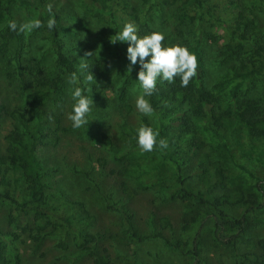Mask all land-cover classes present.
Listing matches in <instances>:
<instances>
[{
	"label": "rangeland",
	"instance_id": "obj_1",
	"mask_svg": "<svg viewBox=\"0 0 264 264\" xmlns=\"http://www.w3.org/2000/svg\"><path fill=\"white\" fill-rule=\"evenodd\" d=\"M29 1L33 5H51L52 12L62 3L64 13L54 16L57 26L55 31L47 29L46 22L49 17L47 19L45 17L39 19L41 27L20 32L21 45L16 58L12 51L0 55V104L4 103L6 106L3 110L4 117L0 118V148L4 143L3 134L12 128L7 113L13 107L22 104L26 97L30 99L32 95H36V89L33 88L34 71L32 73H29V70L26 73L25 69L19 71L17 60H21V65L29 67L37 65L38 68L47 70L49 73L46 71V75L55 74L58 72L55 64L56 57L53 54V47L48 42L63 39L67 47L65 53L76 55L78 60L75 66L78 72L82 71L84 77L86 72L84 73L80 68L81 63H91L92 74L99 72L96 64L98 59L105 58L106 63L101 64L104 65L102 68L104 73L100 74V80H96L99 84L97 89L93 90L91 83H85L84 77L76 76V84H70L69 79L72 75L65 74L62 76L59 88L50 92L42 100H36L35 103L26 106L28 116L39 110L43 117L50 115L44 123L51 128L56 127L57 139H51L47 145H38L35 151L40 161L42 179L47 183L46 220L50 225H46V229L51 230L52 233L44 237L39 247L34 249L32 242L34 229L32 228L36 224H44V221H34L33 209L30 207L19 209L10 201L0 200V241L5 244L7 264H90V258L79 247L81 236L87 232L104 234L103 238L91 243L90 246L92 249L107 247L113 264H191L186 247L182 250L172 249L167 247L161 238L153 236L131 240L126 234L122 235L119 203L131 215V222L137 234L149 235L150 232L158 230L157 218L164 216L168 218L171 226L164 229L163 233L168 237L180 236L182 239H187L190 234L180 230L181 222L184 219L190 220V216L200 217L211 209L192 200L189 204L190 208H185L186 199L166 198L158 191L156 185L140 186L141 188H137L132 197H128L119 190L120 177L109 172L110 169L121 167L126 160L125 157L131 159L122 151L125 145L135 141L132 129H137L143 122H147V125L153 128L159 118L154 113L143 116L136 110L135 97L140 94L136 80L125 83L123 91L118 87L123 84L122 81L132 69V65L116 53L110 24L105 19L91 18L90 9L81 0ZM160 1L162 0H156L157 3ZM182 1L171 0L168 8L150 10L148 6L140 5L136 0H128L127 11L130 14L134 13L130 8L137 7L138 10L135 13L142 17L136 22L128 16L127 19L130 22L126 23L133 24L137 33H143V35L142 27L144 23H149L150 26L145 29V35L153 31L163 33L166 37L163 46L178 45L179 33L183 34L184 39L191 41L196 36L194 24L182 21L178 25L177 7ZM209 3L213 17L204 16L202 28L207 31L206 33L217 35V39L214 42L206 39L203 41L205 45L202 51L208 57V64H206V71L196 68L195 73H197V79L203 81L207 87L209 86L212 92L211 108L219 111L230 105L229 91L238 80L234 77L231 66L239 64L241 59L245 58V52H240L242 57L227 53L226 45L235 43L230 33V26L236 19V10L232 8L231 0H209ZM241 8L247 14L252 12L257 14L261 28L257 26L254 35L264 38V0H243ZM10 10L18 26L36 18V10L31 5H17L13 2L10 4ZM123 13L115 9L114 14L117 15V20H121ZM164 19L168 24L163 22ZM5 21L4 15L0 14V34L3 32ZM245 47L247 50L249 46ZM220 82L224 84L220 87L216 86ZM76 86L81 87L82 90L87 88L88 91L85 94L93 101L88 114V124L79 129H73L71 122L66 118V114L71 110V91ZM238 93L244 97L262 100L259 113L262 119L264 114L263 61H256L255 71L243 80ZM125 105H128L127 112L123 109ZM162 119L166 118L162 115ZM167 120V127L171 133L178 135L180 129L178 120L174 117ZM193 124L196 130L188 137V140L179 139L177 136L174 138L177 148L175 157L178 161L183 160L182 174L186 188L200 190L208 195H217L237 188L242 183L252 182L256 176L264 177V145L251 137L245 126L240 125L237 136L230 138L224 130L215 128L211 124L207 114L194 117ZM96 130L105 133L110 143L95 140L90 133ZM196 138L202 144L191 154L188 150L191 143L189 141ZM221 141L231 148L233 162H220L221 165H226L224 187L215 186L206 189L199 181V175L194 172V169L198 165L206 167L215 159L212 154L219 149L216 142ZM205 155L208 157L205 158ZM216 159L220 161L219 158L216 157ZM164 163L167 166L171 165L167 160ZM124 179L132 188L134 177L129 176ZM164 180L166 184L173 182L171 176ZM19 188L24 189L22 183ZM7 189L9 187L0 184L1 192ZM24 195V191L19 192L17 199L23 198ZM76 203H82L88 214L92 215L88 224L78 218L81 209L80 204ZM226 210L229 215L239 217L238 206L229 207ZM68 215L72 216H70L71 220L65 222L63 218ZM10 216H15L16 228L9 226ZM246 218L245 232L232 244H222L214 240L209 227L200 229L198 237L200 264H238L239 257L245 250L243 240L246 237L255 239L264 237V207L246 213ZM25 225L28 230L22 231ZM193 227L197 229V225ZM226 229L228 232L231 230ZM7 233H13L17 237L14 239L11 235L6 236ZM113 236L123 237L124 242L115 240ZM59 241L63 243L62 247L57 245ZM16 255L19 256L17 262Z\"/></svg>",
	"mask_w": 264,
	"mask_h": 264
},
{
	"label": "trees",
	"instance_id": "obj_2",
	"mask_svg": "<svg viewBox=\"0 0 264 264\" xmlns=\"http://www.w3.org/2000/svg\"><path fill=\"white\" fill-rule=\"evenodd\" d=\"M17 3V5H31L36 10V18L49 17L48 6L44 4L33 5L29 0H0V14L4 15L5 26L3 32L0 34V55H5L8 52L18 53V49L21 41L20 32L9 31L7 24L9 21H15L11 14L10 4ZM81 2L90 9L91 18L97 20H106L112 29L113 40H116V34L118 30L126 22H130L127 17L131 16L136 22L142 17H139L135 11L137 7L130 8L131 12L127 11L129 8L128 0H81ZM140 5L148 6V9L155 8L153 10H159L168 8V4L171 0H162L157 3L156 0H136ZM243 0H231L232 8H235L236 19L230 26V33L235 39L234 44H228L227 53L230 55L237 54L241 56L240 52H245V58L241 59L239 64L232 65L231 71L235 78L238 80L235 82L231 90L229 91L230 105L219 111H214L211 108L213 95L210 88L205 85L203 81L197 79V73H195L190 79L187 86L181 87L179 78H174L172 83L157 79L156 86L151 96L146 97L153 108L154 114L158 115V121L152 128L154 132L158 133L157 141L164 139L167 142L166 149H160L154 145L153 151L142 152L136 145V141L130 145H125L122 151L128 154L131 159L125 157V161L121 167L117 169H110V173L116 174L120 177L119 190L121 193L128 197H132L133 193L140 186H153L156 185L158 191L166 198L180 200H187L184 202V207H189L190 201L201 205L208 206L211 211L204 213L200 217L198 215L190 216V220L184 219L180 224V230L187 232L190 235L187 239L179 237H168L163 233V230L170 228L171 224L167 217L160 216L157 218L159 223V229L150 232L149 235H139L133 228L131 222V215L126 209L118 204V208L121 212L122 218V235L126 234L131 240H140L144 237L153 236L161 238L164 244L172 249L182 250L186 247V252L191 259V264H200L199 259V230L205 227H209L214 240L222 244H232L242 237V233L245 232L247 227L246 213L254 210H259L264 207V177L256 176L252 182L242 183L237 188H234L227 192H222L217 195H208L200 190H189L184 184V176L182 174V161H178L175 157L177 153L175 136L179 139L188 140L196 127L193 124L194 117L205 116L207 114L208 119L211 120V124L215 128L224 130V132L230 137L235 138L238 134L239 126L246 127L248 134L254 139L261 141L264 145V114L262 119L259 117L262 100H256L251 97H244L238 93L243 80L250 76L256 69V61L264 62V38L255 37V28L260 29V24L255 12L245 13L241 8ZM237 7V8H236ZM64 6L59 4L54 10V16H60L63 14ZM116 10L123 13L121 20H117V15L114 14ZM149 10V11H150ZM177 10L179 16L177 17L178 25L182 21H187L194 24L196 36L191 41H187L183 38V34L177 32L179 36L178 45L186 47L189 52L196 57L197 67L200 71H206V64H208V57L203 53L202 48L205 43L203 41L209 40L214 42L217 39V35L212 33H206L207 31L202 28V19L204 16L213 17L212 7L209 0H183L178 5ZM192 13H189L190 11ZM148 11V12H149ZM169 14V13H168ZM250 14V15H249ZM147 17V16H146ZM16 22V21H15ZM164 23L168 24L164 19ZM149 23H144L141 32L149 28ZM56 24L53 30L56 29ZM138 36H144L143 33H137ZM60 40V41H59ZM53 40L51 44L53 47V54L56 57V67L58 72L55 74H47L45 69L38 68L37 65L29 67L22 64L21 60H17V65L20 70H24L27 73H33V88L35 90V96H31L30 99L26 97L24 102L16 107H13L8 113L7 117L10 120L12 128L3 134V147L0 148V184L9 187L7 191H0V200H7L14 204V207L24 209L30 207L33 209V219L38 222L44 221V224H36L33 235V248L37 249L41 244L44 237L52 233L51 230L46 229V225H50L46 220L48 214V205L46 198L47 183L42 179V172L40 161L36 156V148L38 145H47L51 139H57L55 134V128L47 126L44 122L49 119L50 115L43 117L38 110L34 114L27 115L26 106L35 103L36 100H42L50 92L59 88L62 76L65 74H75L78 78L84 77L82 71L78 72L75 66L78 58L73 54H66L67 49L63 39ZM166 37L161 41L162 47ZM50 41V40H49ZM245 46L247 50H245ZM127 42H115V51L117 54L126 59ZM85 53V52H84ZM242 57V56H241ZM147 59V58H146ZM88 62V61H87ZM106 63L105 58L97 60L98 73L92 74L91 63H86L87 68L83 69L86 75L90 72L94 80L91 82L93 90L97 89L99 84L96 80H100V74L104 73L102 70ZM261 63V62H260ZM132 69L125 75L123 84L118 87L123 91L124 84L130 80L136 79V73L139 71V64L132 65ZM49 73V72H48ZM98 76V77H96ZM32 80V79H31ZM32 83V82H31ZM224 83L220 82L216 86H222ZM6 108L4 103L0 104V118L3 116V110ZM125 112L128 111V105L123 106ZM264 112V110H263ZM162 115L166 119H162ZM172 117L178 120L180 129L178 135L171 133V130L167 127L168 120ZM144 121V118L142 119ZM147 125V122H143ZM140 126V125H139ZM148 126V125H147ZM135 129H132L133 135H135ZM90 135L97 141H103L110 143L109 137L102 131L96 130L91 132ZM189 142V151L194 153L201 147V141L191 139ZM215 142V141H213ZM218 150L212 155L215 157L206 167L197 166L194 169L199 175V181L204 184L206 189L217 187H224L225 170L226 165H221L220 162H233L231 154V148L224 142H216ZM120 153V151H117ZM208 156L205 155V158ZM219 158L220 161H218ZM204 158V157H202ZM100 159V158H99ZM167 160L171 163L167 166L164 161ZM204 160V159H203ZM102 162L104 160L102 159ZM129 176L134 177V185L131 188L129 183L124 179ZM171 176L172 183H164V179ZM22 179V180H21ZM24 189L19 188L21 183ZM24 191L25 195L21 199H17L19 192ZM11 192V193H10ZM72 204H75L72 202ZM80 204L81 211L78 214V218L85 224H88L92 215L88 214V211L84 209L82 203ZM238 206L240 208L239 217L231 216L228 214L226 208ZM190 208V207H189ZM71 216V215H70ZM69 215L64 217L65 222H70L71 217ZM197 225V229L193 226ZM9 226L17 227L15 222V216L9 217ZM193 228V229H192ZM226 228L231 230L228 232ZM28 230L27 225L22 227V231ZM30 230V229H29ZM11 235L12 238L17 236L13 233H7L6 236ZM104 237L103 233H85L81 236L79 247L81 251L87 254L90 258V264H113L111 256L107 247L101 249H92L90 244L96 242ZM117 241L124 242L123 237L113 236ZM242 241V240H240ZM57 245L63 246L62 242H58ZM244 251L240 255L238 264H264V237L251 238L246 237L243 240ZM15 261H19V256H15ZM8 260L5 257V244L0 241V264H7ZM83 264V263H81Z\"/></svg>",
	"mask_w": 264,
	"mask_h": 264
},
{
	"label": "clouds",
	"instance_id": "obj_3",
	"mask_svg": "<svg viewBox=\"0 0 264 264\" xmlns=\"http://www.w3.org/2000/svg\"><path fill=\"white\" fill-rule=\"evenodd\" d=\"M48 12L46 27L51 31L56 24L51 5L48 6ZM7 27L13 32L30 31L41 27V21L30 19L19 26L15 21H9ZM163 39L164 35L159 31H153L140 37L137 35L136 27L131 23H125L120 32L116 34L115 42H127L126 59L130 65L139 64L135 80L139 84L140 94L135 97V108L143 116H149L153 112L146 97L151 96L158 78L169 83H172L174 78H179L181 87H184L196 71L195 55L181 45L162 47ZM80 68H87V64L81 63ZM93 80L94 77L90 72L84 77L85 83H91ZM76 81L77 77L73 74L69 83L75 85ZM87 91V88L82 90L79 86L71 91V110L66 114V118L71 122L73 129H79L88 124V114L93 101L85 94ZM157 136L158 133L154 132L150 126L141 123L135 131L136 145L142 152L153 151L154 145L160 149H166L167 142L164 139L157 141Z\"/></svg>",
	"mask_w": 264,
	"mask_h": 264
}]
</instances>
